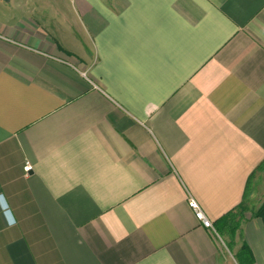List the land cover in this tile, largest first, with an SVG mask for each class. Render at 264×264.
I'll list each match as a JSON object with an SVG mask.
<instances>
[{"label": "crops", "instance_id": "obj_1", "mask_svg": "<svg viewBox=\"0 0 264 264\" xmlns=\"http://www.w3.org/2000/svg\"><path fill=\"white\" fill-rule=\"evenodd\" d=\"M263 161L264 0H0V264H264Z\"/></svg>", "mask_w": 264, "mask_h": 264}, {"label": "trees", "instance_id": "obj_2", "mask_svg": "<svg viewBox=\"0 0 264 264\" xmlns=\"http://www.w3.org/2000/svg\"><path fill=\"white\" fill-rule=\"evenodd\" d=\"M257 172H264V161L259 165V167L255 170V172L249 179V186L245 192V200L248 197L250 191V183ZM248 211L249 208L245 201L241 203L236 209L230 211L215 223L216 229L221 237L225 235L229 238L227 248L230 252H232L233 250L237 231L240 229L241 223L246 219V213ZM254 216L256 218H260L264 223V203L254 213ZM236 259L239 264H255L253 252L247 243H244L239 252L236 254Z\"/></svg>", "mask_w": 264, "mask_h": 264}, {"label": "built area", "instance_id": "obj_3", "mask_svg": "<svg viewBox=\"0 0 264 264\" xmlns=\"http://www.w3.org/2000/svg\"><path fill=\"white\" fill-rule=\"evenodd\" d=\"M32 170L31 164L28 162L25 166V172L29 174V172ZM189 206L194 212L195 217L198 221L201 222V224L205 227V229L209 230V232L213 235V237L217 240L219 244H223L224 248L228 250L227 245L225 244L223 238L217 231L214 223L206 216L205 212L201 208V206L198 204V202L193 198H189Z\"/></svg>", "mask_w": 264, "mask_h": 264}, {"label": "rangeland", "instance_id": "obj_4", "mask_svg": "<svg viewBox=\"0 0 264 264\" xmlns=\"http://www.w3.org/2000/svg\"><path fill=\"white\" fill-rule=\"evenodd\" d=\"M248 215H249V214H248V212H247V213H246V217H247ZM222 238H223L225 244L228 245V243H229V238H228L227 236H225V235L222 236ZM220 245H221V248H222V249H225L222 243H221ZM225 250H226V249H225ZM226 251H227V250H226ZM232 253H233V251H232Z\"/></svg>", "mask_w": 264, "mask_h": 264}]
</instances>
